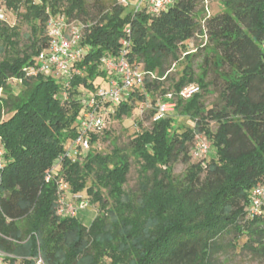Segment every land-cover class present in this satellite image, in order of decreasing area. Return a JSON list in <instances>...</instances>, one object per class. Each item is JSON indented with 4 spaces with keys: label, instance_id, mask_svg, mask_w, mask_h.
Returning a JSON list of instances; mask_svg holds the SVG:
<instances>
[{
    "label": "trees",
    "instance_id": "obj_1",
    "mask_svg": "<svg viewBox=\"0 0 264 264\" xmlns=\"http://www.w3.org/2000/svg\"><path fill=\"white\" fill-rule=\"evenodd\" d=\"M133 1L137 8L142 0ZM133 1L109 9L99 4L90 19L88 0H0L31 26L33 38L19 51L17 31L0 21V250L26 264L39 251L46 264H213L224 235L246 232L244 247L264 253V214L249 217L252 192L264 183V0H224L218 14L203 19L208 0H173L158 15L146 3L131 9ZM62 16L84 28L82 74L68 81L26 78L24 69L50 46L49 20ZM199 37L206 40L196 49L205 55L206 71L197 77L192 61L198 55L190 48ZM123 51L155 78L148 75L120 104L106 103L108 117L130 116L150 99L156 106L193 83L206 92L212 70L224 83L219 103L206 109L202 93L178 99L175 113L194 123L183 131L175 113L155 121V109L151 128L132 140L131 155L117 146L96 152L101 133H92L89 151H81L74 143L85 101L114 78L101 61ZM181 54L187 65L167 87L169 66ZM14 79L22 80L19 95ZM199 135L211 141V157L191 163ZM130 156L139 165L132 195L125 190ZM179 162L189 165L181 181L174 175ZM61 183L99 205L90 226L59 214L67 191L60 192Z\"/></svg>",
    "mask_w": 264,
    "mask_h": 264
},
{
    "label": "built area",
    "instance_id": "obj_2",
    "mask_svg": "<svg viewBox=\"0 0 264 264\" xmlns=\"http://www.w3.org/2000/svg\"><path fill=\"white\" fill-rule=\"evenodd\" d=\"M122 4L127 5L126 0H120ZM147 4L149 11L153 15L160 14L164 9L173 3V0H142L137 6V10L141 9L143 4ZM48 35L51 39L50 46L47 50L40 53L35 59L34 64L26 67L25 77L34 78L39 75L46 77H56L59 81H68L74 74L81 75L82 71L77 68L85 55L86 48L82 42L84 40V28L74 22H68L65 17L51 18L48 22ZM128 46V43H124ZM127 51H123L120 57H105L101 63L108 73H112L114 78L111 79L108 86L100 88L96 93L90 95L85 101L87 110L80 119L78 125V137L74 145L79 147L81 151L86 152L90 149V135L92 133H102L108 125V115L112 112L111 107L106 108L105 104L118 105L125 100L130 92L135 88L144 85L146 77L149 75L155 78V75L149 74L140 68H135L126 58ZM22 83V80L14 79ZM201 93L199 85H189L183 88L179 93L169 92L164 100L156 104V114L154 120L166 118L176 112L177 100H190L195 95ZM66 97V93H64ZM211 149V143L203 136L197 137V143L193 151L194 159H201L208 155ZM3 151L0 149V169L2 164ZM60 192L67 190V185L61 183L59 185ZM64 196V195H63ZM61 197L60 215L64 213L65 199ZM77 199L81 198L76 196ZM86 205H83L85 208ZM264 214V183L256 187L251 196V205L249 209V217L254 219ZM8 240L16 242L12 238ZM28 261L34 264H46L41 252ZM0 264H26L22 258L6 253L0 250Z\"/></svg>",
    "mask_w": 264,
    "mask_h": 264
},
{
    "label": "rangeland",
    "instance_id": "obj_3",
    "mask_svg": "<svg viewBox=\"0 0 264 264\" xmlns=\"http://www.w3.org/2000/svg\"><path fill=\"white\" fill-rule=\"evenodd\" d=\"M98 1V4L96 2ZM130 2V0H126ZM133 1V0H132ZM134 2V1H133ZM224 0H208L201 6L199 16L201 19L209 16L218 14L222 10ZM102 4L105 8H110L115 4H122L120 0H88V6L90 10V19H93L98 14V5ZM1 5V4H0ZM136 2L131 4V9L136 10ZM135 7V8H134ZM144 7V4L141 8ZM0 21L6 24L10 29H15L18 33V43L19 51L27 49L30 45L31 40V26L20 17H18L14 12L6 9L4 5H1L0 9ZM205 38H196L191 42L192 53L197 54L198 57L194 58L192 61V66L197 77L202 76L203 72L206 71L205 68V55L201 51H196L199 46L205 45ZM2 48V40L0 39V49ZM185 50H183L184 52ZM181 58L178 63H172L169 68L170 80L167 82V87L173 85L178 81L182 75L187 61L185 55H180ZM5 55L3 51H0V62L4 59ZM213 68V67H212ZM207 81L211 82L212 85L208 88L206 92H203L201 86L198 83H193L199 85L201 88V93L203 94V103L206 109L215 108L216 104L219 103V95L223 86V81L216 76L214 70L210 71ZM10 85L13 89L15 95H19L23 91V86L20 82L12 80ZM104 86L105 83L103 84ZM192 85V84H191ZM3 96L2 90H0V98ZM156 108L152 105V99L146 103L138 102L135 110L130 116H125L121 119L112 115L108 117L107 128L99 135V141L95 144L94 150L98 153L108 154L111 153L115 146L122 148L128 155H131V143L132 140L146 129H150L152 125L151 113ZM11 115H5L8 119ZM174 116L177 120V126H180L182 131L186 127H194V123L188 118L178 115L175 113ZM213 130H216L217 125L215 122L210 124ZM197 141H195L196 144ZM211 143V141H209ZM211 153H209L206 159H210ZM203 158V159H204ZM200 160L192 158L191 163H196ZM131 171L128 175V183L125 186V190L129 194H135L138 191L139 182V165L133 156H130ZM189 165L182 162L174 165V175L178 181L184 179L187 173ZM91 183H89V186ZM65 199L64 213L73 217H77L80 221L86 225L90 226L93 220L97 217L99 213V205L92 203V197L86 192L80 195H73L67 190L63 194ZM79 196L81 198H78ZM83 205H86L83 208ZM249 239L248 234L237 236L236 233L224 235L220 239L221 250L217 252L213 258V264H264V253L253 252L252 248H245L244 245ZM251 245L257 243L250 241Z\"/></svg>",
    "mask_w": 264,
    "mask_h": 264
},
{
    "label": "crops",
    "instance_id": "obj_4",
    "mask_svg": "<svg viewBox=\"0 0 264 264\" xmlns=\"http://www.w3.org/2000/svg\"><path fill=\"white\" fill-rule=\"evenodd\" d=\"M86 226V225H85Z\"/></svg>",
    "mask_w": 264,
    "mask_h": 264
}]
</instances>
